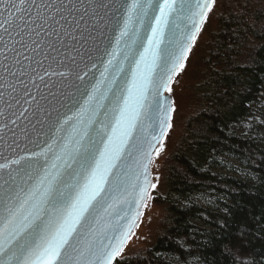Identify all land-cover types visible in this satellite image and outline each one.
<instances>
[{
    "label": "snow or ice",
    "instance_id": "snow-or-ice-1",
    "mask_svg": "<svg viewBox=\"0 0 264 264\" xmlns=\"http://www.w3.org/2000/svg\"><path fill=\"white\" fill-rule=\"evenodd\" d=\"M215 3L131 0L125 6L128 15L115 47L111 52L105 49L110 58L104 89L98 81L72 115L53 108V119L48 112L50 142L40 152L0 163V264H115L131 239L132 227L138 226L142 213L136 210L146 206L149 188L156 187L148 179V165L154 144H162L172 127L175 111L165 93L171 94L173 78L183 71ZM10 7L5 12L10 14ZM149 10L159 15L150 16ZM174 15L188 23L179 38L169 39L162 48ZM134 21L151 35L133 31L125 40ZM145 120L152 126L147 136ZM134 153L139 154L135 162L140 171L130 175L125 168Z\"/></svg>",
    "mask_w": 264,
    "mask_h": 264
},
{
    "label": "trees",
    "instance_id": "trees-1",
    "mask_svg": "<svg viewBox=\"0 0 264 264\" xmlns=\"http://www.w3.org/2000/svg\"><path fill=\"white\" fill-rule=\"evenodd\" d=\"M219 1L198 100L168 159L163 230L115 264H264V0Z\"/></svg>",
    "mask_w": 264,
    "mask_h": 264
},
{
    "label": "water",
    "instance_id": "water-1",
    "mask_svg": "<svg viewBox=\"0 0 264 264\" xmlns=\"http://www.w3.org/2000/svg\"><path fill=\"white\" fill-rule=\"evenodd\" d=\"M11 2L16 4L15 8L10 7ZM130 3L131 0H23V3L0 0V163L40 152L50 142L48 112H52L53 119L56 116L53 108L72 115L98 81L104 89L107 83L104 77L109 75L104 69L110 58L105 49L111 52L115 47L128 15L125 6ZM6 7H10V14L5 12ZM149 15L158 16L159 12L149 10ZM151 23L154 27L155 21ZM187 23L181 15L169 18L165 44L161 47L169 39L179 38ZM133 31L141 36L151 35L150 30L146 32L134 21L129 24V34L124 39ZM144 44L147 45L146 40ZM122 67L129 71L127 61L122 62ZM78 75L83 79H77ZM151 131V122L145 120L143 134L147 136ZM159 146L158 142L154 144L151 160ZM134 157L129 158L125 168L130 175L140 171L135 162L139 154L134 153ZM21 166H26V162L21 161ZM11 167L16 169L17 165ZM150 167L151 164L148 179L152 184ZM3 178L7 179V175ZM123 207L131 212L127 205ZM144 207L136 211L143 214ZM136 228L132 227L131 236Z\"/></svg>",
    "mask_w": 264,
    "mask_h": 264
},
{
    "label": "rangeland",
    "instance_id": "rangeland-1",
    "mask_svg": "<svg viewBox=\"0 0 264 264\" xmlns=\"http://www.w3.org/2000/svg\"><path fill=\"white\" fill-rule=\"evenodd\" d=\"M221 12V1L214 5L209 13L208 20L201 28L191 51L184 61V69L180 71L172 82V92L169 94L173 101L175 111L171 114L172 127L168 129V134L164 137L162 144L153 155L150 172L154 189L150 188L149 199L144 207L140 222L124 248L120 257L138 253L153 247L161 234L166 216V204L163 198H159L164 188V178L168 159L176 149L183 133L186 120L194 112V105L197 103L196 86L200 83L204 64L202 62L205 48L208 44L212 32L215 30L217 19ZM249 122H247L248 124ZM159 151V155H157ZM236 172L232 176L244 179L246 173L242 167L235 162H228ZM223 171V173H226ZM202 206L205 204L198 201Z\"/></svg>",
    "mask_w": 264,
    "mask_h": 264
}]
</instances>
